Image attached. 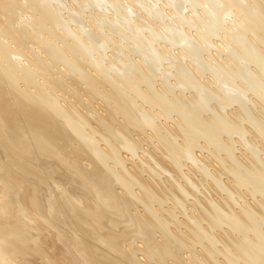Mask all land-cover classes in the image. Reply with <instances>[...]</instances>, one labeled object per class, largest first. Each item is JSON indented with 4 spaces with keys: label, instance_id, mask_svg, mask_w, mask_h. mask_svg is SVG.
I'll use <instances>...</instances> for the list:
<instances>
[{
    "label": "bare ground",
    "instance_id": "obj_1",
    "mask_svg": "<svg viewBox=\"0 0 264 264\" xmlns=\"http://www.w3.org/2000/svg\"><path fill=\"white\" fill-rule=\"evenodd\" d=\"M58 1L0 0V264H264V0H121L156 31L115 66ZM158 38L193 95L157 88Z\"/></svg>",
    "mask_w": 264,
    "mask_h": 264
},
{
    "label": "rangeland",
    "instance_id": "obj_2",
    "mask_svg": "<svg viewBox=\"0 0 264 264\" xmlns=\"http://www.w3.org/2000/svg\"><path fill=\"white\" fill-rule=\"evenodd\" d=\"M89 1L90 0H59L57 3L58 4H61L60 5V8H61V10H62V12H63V14L65 15V16H73L74 18H76V20H77V24L78 25H80V23H81V25H83V24H85L84 26V28H85V30H86V32L84 31V36L88 39L89 38V36L91 35L95 40H98L99 42H105V45H103V46H99V48L98 49H96V50H94L93 49V51H92V53H93V56L92 57H96V58H98V57H100L99 59H103L104 60V62H105V64H107V65H110V66H115V65H123V62H125V63H128L129 64V62L130 61H133L134 62V60H131V59H140V58H142V57H140V55L138 54V53H136V51H135V49H136V47L137 46H140V44H142L144 41L145 42H147V41H149L148 39V36L149 37H151V35H153V34H151L152 32H155L156 30H155V28H152V27H154V26H152V25H148L147 23H146V21L142 18V16H141V14H136V12H137V10H136V8L134 9V10H136V12L135 13H132V15L130 16L131 18L130 19H124L123 18V9L121 8V5H122V7L124 8L125 6H124V4L122 3V1L121 0H118V2L117 1H115V2H117V3H115L113 0H103V1H100V3H98V0L96 1V3H98V4H95V2H94V4L93 3H89ZM93 1V0H92ZM106 1V2H105ZM203 1V0H202ZM210 0H204L203 2L204 3H207V2H209ZM215 0H213V2H214ZM113 2V3H112ZM121 4H120V3ZM202 2V3H203ZM213 2L212 1H210V3H209V5H210V9H211V11L212 10H216V9H218V7L220 6V5H218V3H216V1L214 2V5H213ZM217 2H218V0H217ZM116 5H115V4ZM125 3V2H124ZM162 3V2H161ZM112 4V5H111ZM118 4H120L119 6H118ZM104 5V6H103ZM125 5H127L126 3H125ZM203 5H205V4H203ZM218 7H217V6ZM116 6H118V7H120V8H118V10L119 9H121L120 11H116L117 9H116ZM206 6H207V4H206ZM206 6H198L197 7V11L196 10H194V12H193V14H197L198 16L200 15V13H202L204 10L206 11L207 10V13H205V11H204V13H205V15H208V14H210V13H212V12H209L210 10H209V8L207 7L206 9H205V7ZM213 6V7H212ZM114 7H115V9H114ZM202 7V8H201ZM213 8V9H212ZM215 8V9H214ZM76 9H78V11H82V12H76L75 13V10ZM201 9H203V10H201ZM125 10V9H124ZM141 11V10H140ZM114 12V13H113ZM199 14H198V13ZM138 13H140V12H138ZM188 13H191V12H188ZM125 14V13H124ZM195 14V15H196ZM136 15V16H135ZM138 16L140 17L139 19H138ZM98 18V19H97ZM127 18V17H126ZM238 19V17L235 15V13L234 14H231L230 16H228V18H226V21H227V25H231V24H236V21L235 20H237ZM230 19V20H229ZM85 21V22H84ZM102 21V22H101ZM233 21V22H232ZM235 21V22H234ZM117 22V23H116ZM145 23V24H144ZM229 23V24H228ZM75 24V23H74ZM117 24V25H116ZM142 25V26H140V25ZM87 25V26H86ZM145 25V26H144ZM139 26L141 27V29H138L139 28ZM94 29V30H93ZM139 30V31H138ZM225 31V32H224ZM87 32H89V36H86L88 33ZM114 32V33H113ZM137 33V34H136ZM142 33V34H141ZM223 34H225V35H229L228 34V32H226V30H223V29H221V32H220V35H223ZM134 35V36H133ZM139 35V36H138ZM136 36V37H135ZM148 38V39H145L146 37ZM140 39H139V38ZM142 37L145 39L144 41H142L143 39H142ZM219 36H217L216 38H218ZM107 38V39H106ZM135 38H136V40H135ZM231 39H232V37H230ZM229 38V39H230ZM85 39V38H84ZM142 39V40H141ZM239 39V40H238ZM238 39H235V40H237L238 42H239V44L241 43V45H244L246 48H247V46H249V41H247V40H245V38L242 40V41H240V37L238 38ZM241 39H242V37H241ZM106 40V41H105ZM140 40V41H139ZM159 40V41H158ZM158 40L156 41V40H154V42H153V45H152V47H151V52H153V54H155L156 52H158V50H160L159 52H158V55H157V57L156 58H158V59H153L154 61H152V60H149L148 61V63H147V67L148 66H154V65H156V66H154V68H155V84H156V86H157V88L159 87V88H161L162 89V87H164V86H168V87H164V90H162L164 93L166 92L165 91V89L166 90H169V91H167V92H169L168 94H169V98L171 97V98H173L172 96H174V97H177V96H175V95H177L178 93H180V95L181 94H183L181 97L182 98H184V97H186V95H187V97L189 96V95H193V91L191 92V90H184V89H180L181 87L178 85H175L174 83L177 81L176 80V78L177 77H175V75L177 76V74L176 73H178V72H176V71H178L177 70V68L176 67H178V65L180 64V66H181V64H185V63H182V61L183 60H186V61H184V62H188V58L186 57V58H184L183 57V60H181L182 59V52H181V49L179 48L180 46H173L172 48H173V51L171 52L170 50H169V52L164 48L165 46V41L163 40V39H161V38H158ZM218 40H220L221 41V39H220V37L218 38ZM234 40V39H233ZM235 40H234V42H235ZM127 41V42H126ZM137 41H139L138 43H137ZM142 41V42H141ZM156 41V42H155ZM236 41V43L235 44H237L238 42ZM244 41V42H243ZM104 42H103V44H104ZM233 42V41H232ZM101 44V43H100ZM107 44V45H106ZM167 44V43H166ZM239 44H237V45H239ZM137 45V46H136ZM36 46V45H35ZM153 46L155 47V48H157V49H155L154 50V48H153ZM161 46H163V47H161ZM166 47L169 49L171 46L170 45H166ZM153 48V49H152ZM134 49V50H133ZM153 50V51H152ZM163 50H165V51H163ZM156 51V52H155ZM178 52H181V57H180V60H179V56H178ZM150 53V52H149ZM171 55H170V54ZM174 53V54H173ZM157 54V53H156ZM173 54V55H172ZM176 54V55H175ZM110 55V56H109ZM160 56V57H159ZM175 56H178V57H175ZM163 57V58H162ZM168 57V58H167ZM159 58H160V60H159ZM142 60V59H141ZM158 60V62L160 63H158V62H156ZM179 61V62H178ZM151 62V63H150ZM112 63H113V65H112ZM125 63H124V65H125ZM132 63V62H131ZM130 63V64H131ZM172 63V64H171ZM128 64H126V65H128ZM146 64V63H145ZM174 64V65H173ZM177 64V65H176ZM163 65V66H162ZM176 65V66H175ZM179 66V67H180ZM158 67H159V69H158ZM176 68V69H175ZM93 69V68H92ZM162 71V72H161ZM162 75V76H161ZM164 75H166V76H164ZM158 76V77H157ZM166 77H168V80H166L167 78ZM163 79V80H162ZM169 79H170V81H169ZM156 80H157V82H156ZM169 81V82H166V81ZM162 81H165V82H162ZM163 83H165L166 85H164ZM168 83V84H167ZM154 84V85H155ZM159 84H161V85H159ZM170 84V85H169ZM173 84L175 85L174 87H173ZM172 85V86H171ZM162 86V87H161ZM173 87V88H172ZM177 87V88H176ZM179 87V88H178ZM173 89V90H172ZM175 89V90H174ZM172 90V91H171ZM166 92V93H167ZM179 96V95H178ZM184 96V97H183ZM174 99H176V100H178L179 98H173V100ZM232 108H235V109H232ZM231 108V110L233 111V112H235V110H238V108H237V105L236 106H233ZM164 118V117H163ZM161 119L163 122H164V119ZM169 118H171V117H169ZM169 118H165V119H169ZM172 119V118H171ZM161 121V122H162ZM166 121V120H165ZM168 123H169V125H171L172 123H173V121L171 122L170 120H168L167 121ZM252 136V135H251ZM249 134L247 135V137L245 138V140L247 141V139L248 140H250L252 137H251ZM236 140L237 139H239L238 137H236L235 138ZM146 143V142H145ZM150 144V145H149ZM149 144H144L143 146H144V148H146L147 147V145H148V148H146V149H149V150H153V151H151V155L153 154V155H156V156H154V158L155 159H152V161H153V163H152V161H151V163H152V165H154L155 164V161H158V157H160V155H159V153L161 154V152H157V150L158 149H156V147L152 144V143H149ZM238 144H240V143H238ZM242 144H240V145H237V146H239L240 148L242 147H244L243 148V151H244V149H245V146H241ZM238 147V148H239ZM153 148V149H152ZM149 150H147L148 152H150ZM155 150V151H154ZM240 150H242V149H240ZM247 150V149H246ZM142 151H143V149H142ZM160 151V150H159ZM249 151V153H250V150H248ZM144 152H146V151H144ZM144 152H140L141 154H143ZM153 152V153H152ZM198 153H200V151H197ZM147 153V152H146ZM241 153V151L238 153V154H240ZM248 153V152H247ZM248 153V154H249ZM148 154V153H147ZM146 154V155H147ZM150 154V153H149ZM158 154V155H157ZM204 154L206 155H209L207 152H204ZM145 155V154H144ZM143 155V156H144ZM145 155V156H146ZM250 155V154H249ZM150 156V155H149ZM149 156H146V159L150 162V160L151 159H149ZM151 157V156H150ZM158 159H157V158ZM152 158V157H151ZM212 160H206L205 162H206V165L208 166V168L210 167V171H213L214 169H215V166L218 168V170H219V168H220V166H219V164H218V162H216V161H212ZM187 162V161H186ZM185 162V163H186ZM200 163L202 162V161H199ZM197 163V165H196V163H194V162H192L191 161V163H193V164H190V162H187V164L188 165H190V166H192L195 170H197L198 168L200 169V166L202 167V165L200 164V163ZM161 164L163 163V161L162 162H160ZM210 163V164H209ZM217 163V164H216ZM166 163L164 162V166L166 167V165H165ZM195 164V165H194ZM211 164H213V165H211ZM156 165V164H155ZM175 164H173V166H174ZM199 165V167L197 168L196 166H198ZM212 166V167H211ZM157 167H159L158 165H157ZM176 167V166H175ZM196 167V168H195ZM213 168V169H212ZM158 169H160V168H158ZM217 170V171H218ZM185 171H189L187 168L185 169ZM198 171V170H197ZM214 171H216V170H214ZM220 171V170H219ZM174 173V172H173ZM200 173H203L201 170H199L198 171V174H200ZM166 175H164V178H165V176H170V179L172 178L171 177V175L169 174V175H167V173H165ZM175 174V173H174ZM228 175L226 174V175H224L223 176V179L224 180H228V178L230 177V180L232 181V179H233V177L232 176H228ZM147 177V176H146ZM166 178H169V177H166ZM207 178V181L208 182H213L214 181V179H212V177H205V179ZM209 178H211L210 179V181H209ZM156 179V178H155ZM161 179H159V177L155 180V181H160ZM228 181V182H231V181ZM204 181H206V180H204ZM203 181V182H204ZM207 181L205 182V183H203V182H201V190L202 191H204V189H205V187H207L208 186V184H207ZM203 184V185H202ZM203 188V189H202ZM245 191V192H244ZM247 191V192H246ZM222 192H224L225 193V195H224V193H222L224 196H227V195H229V193L227 194L226 192L227 191H222ZM242 193H244V194H248V198H245L246 197V195L244 196V198L245 199H242V196L240 195V198H241V200H244L243 201V203L244 202H246V200L248 199V202H253V200H254V198H253V196L251 195V193H249V191L245 188V189H243L242 190ZM202 193H200V197L202 196V197H204L203 195H201ZM244 194H242V195H244ZM217 195V196H216ZM239 195V194H238ZM215 196L216 197H218V199H220L219 198V194H215ZM251 196H252V198H251ZM201 197V198H202ZM169 201L168 202H170V201H173L172 199H168ZM190 201H192V200H190ZM173 202H171V203H167V206L165 205V209H168L169 207H171L172 205H174V203L172 204ZM247 203V202H246ZM159 207V206H158ZM168 207V208H167ZM193 208H195V207H193ZM179 210V211H178ZM181 209H180V207H177V209H176V214L177 215H181V218H183V214H181ZM179 215V216H180ZM180 218V217H179ZM218 233H221L219 230H218Z\"/></svg>",
    "mask_w": 264,
    "mask_h": 264
}]
</instances>
